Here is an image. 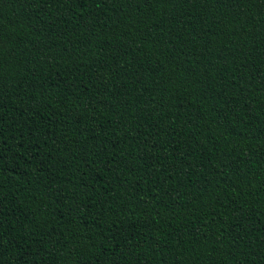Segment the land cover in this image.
I'll use <instances>...</instances> for the list:
<instances>
[{
  "label": "trees",
  "instance_id": "16d2710c",
  "mask_svg": "<svg viewBox=\"0 0 264 264\" xmlns=\"http://www.w3.org/2000/svg\"><path fill=\"white\" fill-rule=\"evenodd\" d=\"M0 264H264V0H0Z\"/></svg>",
  "mask_w": 264,
  "mask_h": 264
}]
</instances>
